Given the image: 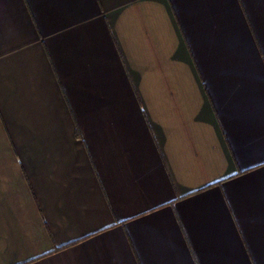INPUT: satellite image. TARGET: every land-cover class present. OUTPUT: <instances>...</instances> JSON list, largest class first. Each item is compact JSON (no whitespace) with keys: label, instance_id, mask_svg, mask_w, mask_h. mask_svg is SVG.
Listing matches in <instances>:
<instances>
[{"label":"crops","instance_id":"crops-1","mask_svg":"<svg viewBox=\"0 0 264 264\" xmlns=\"http://www.w3.org/2000/svg\"><path fill=\"white\" fill-rule=\"evenodd\" d=\"M0 264H264V0H0Z\"/></svg>","mask_w":264,"mask_h":264}]
</instances>
